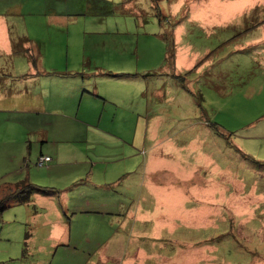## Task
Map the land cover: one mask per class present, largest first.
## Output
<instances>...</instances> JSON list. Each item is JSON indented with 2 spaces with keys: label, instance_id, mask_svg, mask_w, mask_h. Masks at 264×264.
<instances>
[{
  "label": "rangeland",
  "instance_id": "374dc122",
  "mask_svg": "<svg viewBox=\"0 0 264 264\" xmlns=\"http://www.w3.org/2000/svg\"><path fill=\"white\" fill-rule=\"evenodd\" d=\"M16 4L21 19L13 31L32 40L15 53L17 66L27 71V53L36 59L37 38L45 64L80 69L76 81L66 83L70 97L80 82L102 98L94 104L91 132L76 110L41 115L35 123L69 134L73 142L64 146L96 161L130 156L134 172L121 180L119 193L129 206L136 196L132 207L141 203L148 218L140 222L135 212L129 222L134 238L128 233L113 241L108 250L118 257L101 262L100 244L53 245L42 217L30 220L34 206L13 205L0 219V264H264V0H0V11ZM65 9V22L49 18ZM179 59L188 70H177ZM123 73L136 79L128 98L129 86L114 79ZM92 76L101 81L100 96ZM47 88L44 83L43 92ZM18 113L4 115L0 126L33 118ZM150 123L151 130L160 128L144 146ZM60 144L50 145L52 158ZM152 147L183 161L176 203L153 196L156 178L175 185L167 173L140 169Z\"/></svg>",
  "mask_w": 264,
  "mask_h": 264
},
{
  "label": "crops",
  "instance_id": "0c3cea01",
  "mask_svg": "<svg viewBox=\"0 0 264 264\" xmlns=\"http://www.w3.org/2000/svg\"><path fill=\"white\" fill-rule=\"evenodd\" d=\"M19 12V4L6 6L3 11H0V119L11 112L18 115V112L24 113V111L33 114V118H27V124H24L22 116H19L12 125L5 123L0 126V148L5 151L0 162V188L3 186L15 188L16 185L30 182L47 189L45 193H36L29 203L35 209L30 220L37 222V219L42 217L43 225L49 228L48 237L53 245L65 246L73 241L80 242L79 239L88 243H98L100 249L96 253L101 255L99 261H111L118 255H111V249L108 250V246L123 234L130 233L131 238L135 236L136 228L129 226V222L135 221L133 214L135 212H137L136 215L140 214V222L143 223L148 218L147 213L142 210L141 203L137 208L132 207L136 202V196L133 204L129 206L128 202L121 197L123 195L119 193L121 180L131 178V174L134 172L133 164L130 161V156L122 154L117 158L103 162L96 161L90 155H82V153L73 151L70 144L64 146L65 143L73 142L70 140L69 134L59 133L56 135L55 131L51 132L46 126H40L38 119H41V115H43L42 119H45L44 117L50 113L70 114L76 110L78 116L84 120L82 121L83 127L91 132L93 122L98 118V110L94 104L102 98L90 95L86 91L87 86L80 82L78 83L81 95L78 96V92L75 97H70V86L66 83L75 82L77 74H80V69L68 67V70L63 71L60 68L54 69L51 64H45L41 59L40 52L42 41L37 38L33 39L35 44H32L33 58L36 56V61L33 62L28 58L27 71L24 72L17 66L15 53H21L28 44L26 39L30 40L28 37L25 40H19L13 31L18 27L17 22L21 19ZM11 17L14 18V21L11 20ZM50 17H53L52 21L57 19L65 22L64 19L69 16L65 9L62 13L53 12L49 15ZM30 42L32 43V40ZM188 69L182 60L177 61V70ZM121 75L123 76H114V79H116L117 85L129 86L128 92L125 90L128 95L124 96L128 98L132 95L129 93L130 87L136 79L131 77V74L123 73ZM110 76L112 77V75ZM89 80L94 93L100 96L98 83L101 81L93 76ZM44 83L48 87L46 92H43ZM10 84L12 87L9 86ZM8 86L12 88L10 91ZM22 88L23 90H21ZM159 93L161 94L162 91L159 90ZM79 98L81 103L77 107L78 102L76 101ZM19 101L22 102L17 105ZM116 102L121 109H125V104ZM130 112L135 114L134 111ZM122 117H124L122 122L124 123L127 115L123 113ZM37 121L39 122L36 124ZM48 125L50 126V124ZM51 125H54L53 122ZM154 126L151 130V123L148 125L147 134L143 140L144 146H148L150 133L152 132L155 136L160 128L156 124ZM156 139L158 140V138ZM58 142H61L59 151L52 153L54 156L52 158L51 150L48 149L51 144L58 145ZM89 143L90 141L88 146ZM169 146L172 149L174 143L170 142ZM35 150L34 154L37 155H33ZM149 150L151 152L150 146ZM153 150L154 147H152L151 158L146 159L140 169L147 173L151 171L167 173V176L174 180L168 183H173L177 187L175 185L166 187L164 182L161 183L162 179L156 178L153 196L159 200L172 197L173 203H176V198L183 195L181 188L184 176L183 161L178 159L173 152L154 153ZM14 154L18 156L14 157ZM69 154L72 156L67 159ZM43 155L51 157V161L44 166H38V160ZM32 161L35 162V165ZM96 163H101L97 171ZM181 168L183 169L182 173ZM144 182L145 180L142 181V185ZM149 187L152 191V187L150 185ZM105 248L107 250L104 253L102 251ZM89 262L96 264L95 260Z\"/></svg>",
  "mask_w": 264,
  "mask_h": 264
},
{
  "label": "trees",
  "instance_id": "16d2710c",
  "mask_svg": "<svg viewBox=\"0 0 264 264\" xmlns=\"http://www.w3.org/2000/svg\"><path fill=\"white\" fill-rule=\"evenodd\" d=\"M28 52V51H27ZM28 58L31 54L27 53ZM33 58V57H32ZM33 61L32 59H30ZM34 60L33 62H35ZM47 189L30 182L16 185L15 188L3 186L0 188V219L6 209L13 205L29 204L36 193H45Z\"/></svg>",
  "mask_w": 264,
  "mask_h": 264
},
{
  "label": "built area",
  "instance_id": "2783aa9c",
  "mask_svg": "<svg viewBox=\"0 0 264 264\" xmlns=\"http://www.w3.org/2000/svg\"><path fill=\"white\" fill-rule=\"evenodd\" d=\"M49 161H51V157L43 155V156H40L37 164L39 166H44Z\"/></svg>",
  "mask_w": 264,
  "mask_h": 264
}]
</instances>
